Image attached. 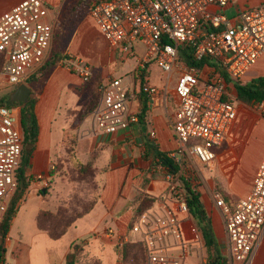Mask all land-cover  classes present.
Listing matches in <instances>:
<instances>
[{
    "label": "built area",
    "instance_id": "1",
    "mask_svg": "<svg viewBox=\"0 0 264 264\" xmlns=\"http://www.w3.org/2000/svg\"><path fill=\"white\" fill-rule=\"evenodd\" d=\"M234 1L92 0L88 8L108 44L135 58L137 70L155 64L167 75L163 87L148 86L151 107H168L170 84L178 74L177 104L169 121L177 143L171 157L181 174L184 159L212 165L239 114L217 67L211 63L188 66L181 51L190 50L196 63L217 61L235 81H242L264 54V0L242 9L232 20L224 9ZM52 11L44 0H23L0 16V91L12 92L26 84L50 58L56 24L50 19ZM61 64L84 81L95 73L90 63L77 57L64 58ZM134 99L123 78L104 82L91 113L93 131L111 135L132 128L139 122L131 105ZM23 150L18 113L0 107V224L18 187ZM35 178L47 184L43 175ZM166 179L167 190L139 215L119 245L141 242L146 264H188L199 239L186 240L183 223L191 217L185 193L174 175L167 173ZM209 198L222 214L230 259L251 264L264 235V155L247 196L230 205L213 188Z\"/></svg>",
    "mask_w": 264,
    "mask_h": 264
},
{
    "label": "crops",
    "instance_id": "2",
    "mask_svg": "<svg viewBox=\"0 0 264 264\" xmlns=\"http://www.w3.org/2000/svg\"><path fill=\"white\" fill-rule=\"evenodd\" d=\"M21 1L23 0H0V16ZM261 2L262 0H235L226 7L230 15L226 14L225 9L224 13L234 20L239 11ZM49 5L53 7L50 19L56 22L55 4ZM89 17L91 20L82 26L79 32L69 31L68 35L67 28L63 31V45L67 53H70L68 55L83 60L89 58L94 63L88 59L86 61L96 72V64L100 62L97 54L108 48L110 63L115 65L114 55L119 64L113 72L112 68L104 69L103 80L106 82L113 78H123L130 92L134 94L135 99L131 105L139 115L141 82L135 76L136 59L112 48L102 36L94 19L90 15ZM93 28L98 30L103 40H93ZM138 48L142 51L141 46ZM61 63L62 61L48 73L37 92L29 80L38 70L26 82L37 100L35 111L40 124V134L24 172L27 189L18 203L17 213L4 241L6 252L2 264H67L68 255L81 241H84L85 245L80 249V262L77 264H91L92 259L98 260L100 264H124L121 253L123 246L120 247L119 244L120 240L129 234V224L134 219L139 199L143 196L156 199L168 188V171L154 156L156 149L169 154L177 146L169 119L177 104L174 86L178 74L173 76L175 83L170 87L172 94L168 107H151L148 103L144 120L128 130L106 135L93 131L91 113H86L92 87L87 89L84 80ZM153 65L155 64L149 68ZM110 72L113 77H108ZM161 74V84L152 83L150 77L149 83L157 87L166 85L168 77L162 71ZM261 76H264V54L242 82H249ZM232 86L228 84L239 110L238 118L230 130L228 139L217 150V159L212 163L213 171L210 173L221 188L218 190L225 191L230 196V201L235 203L247 196L253 187L264 155V119L254 123L247 117L242 110L243 102L237 99V91L235 94ZM263 104L264 102L261 105ZM17 113L21 126V114ZM260 132L262 140L255 143V137L260 136ZM24 151L25 145L23 155ZM93 154L97 155L93 167L99 181L96 204L88 214L77 220L62 238L55 240L48 231L39 227V215L42 212L56 213L60 208L71 210L75 193L65 191L72 185L62 181L60 172L54 174L52 167L60 161L64 163V169L68 168L69 165L65 162L71 155L86 164ZM203 174L207 176V170H204ZM37 175H43L47 184L39 182L35 178ZM206 189L210 191L209 187ZM205 194L201 193L202 201L212 218L216 237L222 249L227 248L222 214L208 204ZM92 199L93 197L90 200ZM110 230L113 231L112 234H109ZM183 232L188 241L201 238L200 231L195 228L191 218L184 219ZM117 247L120 251H117ZM191 260L193 264H199L198 260ZM251 264H264V235Z\"/></svg>",
    "mask_w": 264,
    "mask_h": 264
},
{
    "label": "trees",
    "instance_id": "3",
    "mask_svg": "<svg viewBox=\"0 0 264 264\" xmlns=\"http://www.w3.org/2000/svg\"><path fill=\"white\" fill-rule=\"evenodd\" d=\"M92 4V0L90 5ZM68 18L65 16L60 19L57 24H55L54 36H53V50L51 52L50 58L42 66L29 80V83L33 85L36 90L44 84V81L48 75V73L55 68L64 58H73L72 56H67L64 53L61 45H62V34L63 30L67 24ZM181 59L188 66H202L203 64H212L217 67V71L221 74L222 78L227 82V84H232L237 91V99L247 105H256L264 102V76L252 79L249 82L235 81L228 76L225 70L216 65L211 60L205 59L202 63H196L191 55L190 50L183 49L181 51ZM141 82L140 87V101H141V112L138 115L139 121L144 120L145 115L148 111V102L149 97L147 93V88L149 86V77L150 71L149 67L143 69L136 70L135 75ZM92 87V93L90 95L89 104L87 106L86 113H92L94 109L97 107L101 93V90L98 91V88L95 87L93 89V83L90 86H87V89ZM98 91V92H97ZM37 100L34 96V93L31 94V97L28 102L24 103L21 101L12 102L10 100V96H2L0 97V107H6L10 109H20L21 114V126L24 135V145L25 151L23 155V161L21 168L17 172V180L18 187L12 196L7 213L5 214L3 222L0 224V264L3 263V258L5 255V247L4 241L9 232V229L12 225V221L14 216L17 213L18 203L23 198L25 191L27 189V182L24 178V169H26L29 165L30 158L32 156L33 148L38 141V137L40 134V124L38 117L36 115L35 107ZM172 153H164L160 152L158 149L155 151V159L159 160V164H163L167 169L168 173L172 175H178L180 173V168L175 160L171 157ZM70 158L74 159L73 163L75 167L82 172H87L89 170H94V162L97 159V155L93 154L91 160L84 164L80 160L75 159L73 155ZM63 165L60 163H56L55 173L60 172ZM195 179H189L184 175L180 174V181L182 184L183 191L185 193V199L187 201L189 215L197 226L196 228L201 232L202 238L204 240L205 247L207 249V262L204 264H230L228 258L225 256L221 245L216 237L215 230L213 227L212 218L209 215L205 205L202 201L201 193L197 190V186L193 184ZM226 202L230 205H234L230 201V196L223 190H219ZM97 196L90 200L84 208L81 210H70L68 208H60L56 213L52 212H42L39 215L38 223L41 229L48 231L51 238L58 240L64 236L67 230L79 219H81L85 214H88L91 209L95 206ZM138 208L136 210L134 219L129 224V229L131 230L133 225L135 224L139 215L152 203L154 199L148 196H143L139 199ZM85 245L84 241L78 243V246L73 248V252L68 255L67 264H77L80 262L81 251L80 249ZM142 252L144 258V264H146L145 260V251L144 245L141 242L129 241L124 244L122 247V261L124 264H130L129 261H132L133 264L138 263V256L136 253V249ZM140 249V250H139ZM117 251L120 249L117 247ZM91 264H100V262L96 259L91 260Z\"/></svg>",
    "mask_w": 264,
    "mask_h": 264
},
{
    "label": "rangeland",
    "instance_id": "4",
    "mask_svg": "<svg viewBox=\"0 0 264 264\" xmlns=\"http://www.w3.org/2000/svg\"><path fill=\"white\" fill-rule=\"evenodd\" d=\"M48 4H55V13H56V24L57 22L62 19L63 17H67V24L64 28L68 29V35L69 31L73 33L75 30L79 32V29H81L82 26L86 25L90 19L89 17V12L88 8L90 6L91 0H44ZM226 14L229 16L230 12L228 11V8H225ZM93 40L98 41L103 40L98 33V30L93 28ZM64 53L66 55L70 54L67 53L68 51L63 45V40H62V45H61ZM53 50V42H52V49ZM109 49L105 48L103 49L100 53L97 54L98 59L100 60L99 64L97 65V71L94 73V75L89 78L88 80L84 81L86 85L90 86L91 83H93V89L95 87L98 88V91L101 90L102 85L104 84V80L102 77V72L104 69L109 70L112 68V72L115 69V67H118V61L116 60V57L113 55V60L115 62V65L113 63H110V55H109ZM69 56V55H68ZM82 59V58H81ZM86 60H90L89 58H85ZM85 60V61H86ZM92 62V60H90ZM102 62L104 65H102ZM216 63L217 61H213ZM94 63V62H92ZM103 67V68H102ZM150 70V80L152 83H162V74H161V69H159L156 65H153L149 68ZM108 77H113V73L108 75ZM175 83V78H173L171 82V87L174 86ZM149 85H152L149 83ZM155 86V85H152ZM233 92L236 94L235 88L232 86ZM97 91V92H98ZM10 92H7L5 90L0 91V97L2 96H7L9 95ZM35 96V95H34ZM243 104L242 110L245 112L247 117H249L250 120H252L254 123L260 119H264V105L262 106L261 104H256V105H247ZM16 112H20V109H15ZM248 129V128H247ZM260 136L256 135L255 143H260L262 140V132L259 134ZM74 159L68 157L66 159V164L69 165L68 168L64 169V163H61L63 165L62 169L60 170L59 175L62 178L63 182L69 183L71 188L69 190L65 191H70V193H75L74 199L71 201V210H80L86 206V204L90 201L91 197L95 198L98 196L99 193V181L97 179L98 175L95 171L89 170L87 172H82L77 169L73 163ZM216 161V160H215ZM214 161V162H215ZM213 162V164H214ZM83 163V162H82ZM85 164V163H84ZM212 164V165H213ZM183 169H182V175H186L187 178L189 179H195L193 181V184L197 186V190L199 193H206L205 195L208 198V204L211 207H215L209 198V192L207 191V187L209 189L213 188H220L217 180L214 178L213 174L210 172L213 171L210 165H201L200 163H196L194 161H190L189 159H184L182 162ZM24 172L26 169H24ZM204 170H207V176L203 174ZM181 174V169L180 173L178 175H174L175 181L177 184L181 185V181L179 178V175ZM221 189V188H220ZM194 223V222H193ZM195 225V224H194ZM195 227H197L195 225ZM200 237L199 241L197 242L195 249L191 251L190 253V260H188V264H193V260L191 259H196L199 261V264H204L207 262V249L204 244V240L202 238L201 232H200ZM140 250V249H139ZM223 252L225 256L228 258L230 264H236L234 263L229 256V253L227 251V248L223 249ZM136 253L138 256V263L137 264H144V258L142 252L138 251V248L136 249ZM130 264H133L132 261H129ZM239 264V263H238Z\"/></svg>",
    "mask_w": 264,
    "mask_h": 264
},
{
    "label": "water",
    "instance_id": "5",
    "mask_svg": "<svg viewBox=\"0 0 264 264\" xmlns=\"http://www.w3.org/2000/svg\"><path fill=\"white\" fill-rule=\"evenodd\" d=\"M32 89L27 84H22L12 92H10V100L12 102H28L31 96Z\"/></svg>",
    "mask_w": 264,
    "mask_h": 264
}]
</instances>
